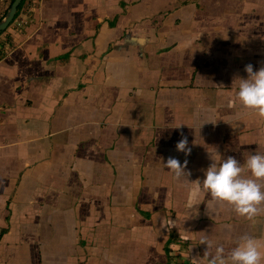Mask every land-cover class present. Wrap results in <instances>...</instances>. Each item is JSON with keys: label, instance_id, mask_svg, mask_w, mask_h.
<instances>
[{"label": "crops", "instance_id": "0c3cea01", "mask_svg": "<svg viewBox=\"0 0 264 264\" xmlns=\"http://www.w3.org/2000/svg\"><path fill=\"white\" fill-rule=\"evenodd\" d=\"M15 14L0 33V264H205V234L210 252L264 244V204L249 220L195 182L211 158L264 153V118L234 103L245 65L264 67V0H24Z\"/></svg>", "mask_w": 264, "mask_h": 264}, {"label": "clouds", "instance_id": "9594fccd", "mask_svg": "<svg viewBox=\"0 0 264 264\" xmlns=\"http://www.w3.org/2000/svg\"><path fill=\"white\" fill-rule=\"evenodd\" d=\"M244 71L247 76L237 78L239 83L234 91V103L238 102L259 118H264V67L254 71L252 64H247ZM175 150L183 152L185 157L191 153L187 137L176 142ZM211 160L212 163L203 170V178L195 181L198 188L213 201L231 206L237 216L249 220L257 216L260 205L264 204V153L249 152L243 162L234 156ZM187 163V159L181 161L168 157L162 166L179 178L189 175ZM199 243L207 245L203 254L205 264H262L264 261V244L252 236H241L227 252L223 245H217L214 252H210L206 234L200 237Z\"/></svg>", "mask_w": 264, "mask_h": 264}, {"label": "water", "instance_id": "95a60500", "mask_svg": "<svg viewBox=\"0 0 264 264\" xmlns=\"http://www.w3.org/2000/svg\"><path fill=\"white\" fill-rule=\"evenodd\" d=\"M21 0H11L9 6L0 18V33L4 31L13 20Z\"/></svg>", "mask_w": 264, "mask_h": 264}, {"label": "rangeland", "instance_id": "374dc122", "mask_svg": "<svg viewBox=\"0 0 264 264\" xmlns=\"http://www.w3.org/2000/svg\"><path fill=\"white\" fill-rule=\"evenodd\" d=\"M10 2H11V0H0V18L3 16L5 10L9 6ZM173 249H175V248H172V250ZM180 250H178V251H180ZM175 256L178 257V259H174L176 264H185V262H186V258L184 259V257H186L185 255L183 257H180L179 253H176Z\"/></svg>", "mask_w": 264, "mask_h": 264}, {"label": "built area", "instance_id": "2783aa9c", "mask_svg": "<svg viewBox=\"0 0 264 264\" xmlns=\"http://www.w3.org/2000/svg\"><path fill=\"white\" fill-rule=\"evenodd\" d=\"M11 24H13V29H17L18 27H21L23 25V22L21 20H17L14 16L13 20L11 21Z\"/></svg>", "mask_w": 264, "mask_h": 264}, {"label": "trees", "instance_id": "16d2710c", "mask_svg": "<svg viewBox=\"0 0 264 264\" xmlns=\"http://www.w3.org/2000/svg\"><path fill=\"white\" fill-rule=\"evenodd\" d=\"M23 1H24V0H21V2H20V4H19L18 8L21 6V4L23 3ZM18 8H17V9H18ZM15 16H16V14H15Z\"/></svg>", "mask_w": 264, "mask_h": 264}]
</instances>
